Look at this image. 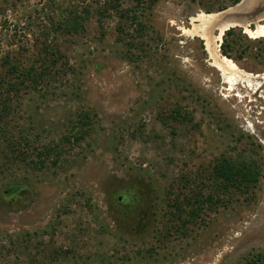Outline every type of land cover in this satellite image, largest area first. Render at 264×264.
<instances>
[{
  "label": "rangeland",
  "instance_id": "obj_1",
  "mask_svg": "<svg viewBox=\"0 0 264 264\" xmlns=\"http://www.w3.org/2000/svg\"><path fill=\"white\" fill-rule=\"evenodd\" d=\"M141 1L0 0V264H264V35L232 26L228 56L199 16L237 3ZM213 54L242 71L232 87ZM11 65L50 75L5 102ZM84 111L87 134L63 142ZM223 156L256 186L215 182ZM208 194L223 203L197 214Z\"/></svg>",
  "mask_w": 264,
  "mask_h": 264
},
{
  "label": "trees",
  "instance_id": "obj_2",
  "mask_svg": "<svg viewBox=\"0 0 264 264\" xmlns=\"http://www.w3.org/2000/svg\"><path fill=\"white\" fill-rule=\"evenodd\" d=\"M137 1L138 4L142 2L141 0H137ZM239 1L240 0H232V3L235 4L238 3ZM224 8L225 6L219 8V10ZM131 19L134 21V23H137V25H139L138 31L142 34V31L144 30L143 29L144 25L142 24L141 19L137 15L132 16ZM65 26L72 30H77V25H75V23H71L70 25H65ZM234 33H236L235 27H231L227 29L225 32L226 37L221 44L222 52L225 55L229 56L231 54L230 50L235 47L234 46V43L236 42L235 39L231 41L227 37ZM42 48L45 51V53H50L49 45L47 43H44ZM246 50L247 48L245 47L244 51ZM241 54L239 55V57H241ZM48 70L49 69H47V66L42 68L40 71H37V68L34 67L33 65L24 68H21L17 65H11L10 71L15 72L16 76L14 80L9 81L5 79V82L2 81V86L7 85L9 89L8 94H6L7 101L5 102H8L10 100L9 95H14V96L15 94L19 95L20 91L22 90L21 86L23 88L25 86L24 85L25 81H28L30 86L37 87L42 82V80H44L48 75H50ZM7 114H8L7 107L0 109V129L3 126V121ZM5 124L6 123L4 122V125ZM91 124H92V119L90 118L89 113L84 111L72 126V130L74 132L72 131L71 133H69V135L68 134L64 135L62 141L68 144L74 141L76 142L81 141L84 138V136L87 134L88 126ZM62 151L63 148L55 144V145L45 146L44 148L39 147L37 153L40 157L41 162H44L45 154H49V153H53L55 155L53 160L57 162L59 160V157L61 156ZM259 176L260 173L258 172L257 168L254 167L251 161L248 162V160L244 161L231 156L221 157L220 159L217 160L213 168V178L215 182H221L220 185H223L224 189H226L230 185H234L236 186V188L241 187V189L248 190L256 186L259 180ZM222 181H226V185H224ZM242 186L245 187L242 188ZM20 190H23V188L19 185H15L8 189L9 193L13 195L17 194ZM214 196L215 195L213 194H208L207 196H204V198L202 196L198 197L196 199L198 203V207L195 212L198 214L199 209L204 208L203 206L209 202L213 203L214 201V202L223 203L222 197L217 196L215 198ZM259 260L260 259H255L254 263L258 262Z\"/></svg>",
  "mask_w": 264,
  "mask_h": 264
},
{
  "label": "bare ground",
  "instance_id": "obj_3",
  "mask_svg": "<svg viewBox=\"0 0 264 264\" xmlns=\"http://www.w3.org/2000/svg\"><path fill=\"white\" fill-rule=\"evenodd\" d=\"M219 14L202 13L199 16L201 21H202V24H201V27L203 30L202 34H203V37L206 38V40H207V46H208L210 51H212V42L215 39L217 41H220L224 31L236 24L234 22H228V23H226L220 27L219 33L216 36H211L209 26L212 22L215 21L216 18H218ZM260 22H262V20ZM244 27L246 29V32L249 33V35H251L253 37H258V36L264 35V22L263 23H257L256 22V28L255 29H251L250 28L251 26L249 27L247 24H245ZM213 57H214V64L217 67H219L220 69H222L224 74H228V76L227 75L226 76H227L228 80L230 81L231 87H232L239 80V78L242 77V74H241L242 71L239 69L237 63L227 56H225V57L222 56V58H219V57L215 56V54H213Z\"/></svg>",
  "mask_w": 264,
  "mask_h": 264
},
{
  "label": "water",
  "instance_id": "obj_4",
  "mask_svg": "<svg viewBox=\"0 0 264 264\" xmlns=\"http://www.w3.org/2000/svg\"><path fill=\"white\" fill-rule=\"evenodd\" d=\"M264 0H241L236 4L234 9L222 11L218 18L212 22V27H216L217 29L228 23L234 22L236 23L233 26H243L245 24L248 25L249 21L254 20L256 17L260 16L259 8L263 6Z\"/></svg>",
  "mask_w": 264,
  "mask_h": 264
}]
</instances>
